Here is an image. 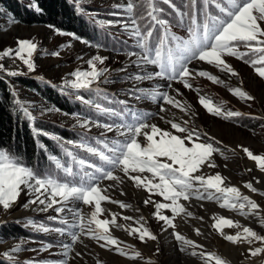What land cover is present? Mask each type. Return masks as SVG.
Segmentation results:
<instances>
[{
	"label": "snow or ice",
	"instance_id": "6c2138e0",
	"mask_svg": "<svg viewBox=\"0 0 264 264\" xmlns=\"http://www.w3.org/2000/svg\"><path fill=\"white\" fill-rule=\"evenodd\" d=\"M162 2L175 8L172 0H162ZM202 2L203 9L198 7V0H189L188 4L185 5L186 8H190L189 12L177 10L181 16V23L185 17L188 20L186 25L187 38H181L171 32L167 20L159 18L158 13H162L163 9L156 7L155 0H148L147 16L149 22L143 28L134 18L135 0H128L126 11L133 17L130 20L131 33L136 38V47L139 52H128L127 55L129 57L136 56L137 59L133 63L142 69L146 65H154L159 69V71L154 72L144 70L142 74L130 78L140 81L159 78L169 82L182 83L185 88L197 92L199 104L209 114L224 120H231L244 114L239 111L225 110L224 102L216 103L212 97L201 95L200 90L194 89L193 84L190 83V80L197 77L206 78L217 85H224L225 81L207 70H198L189 66L194 61H200L235 77L239 74L226 60V57H235L244 60L245 63L254 68L255 73L260 78H264V0H202ZM209 4L215 5L222 15L214 16L207 12ZM36 10L40 11L39 8ZM140 19H144V17H140ZM108 23L111 24L112 22ZM157 26L161 29L159 35H156ZM124 27L126 30L129 29L128 24H125ZM56 31L59 34H65L61 33L59 29ZM69 35L75 39H81L75 34ZM82 42L89 43L88 41ZM16 45L14 49L0 50V60L14 56L26 66L28 72H35L34 54L38 48L37 43L32 39H21L17 40ZM92 46L97 49L102 47L100 44ZM241 46L247 51H240ZM51 55L59 56L60 52L54 51ZM245 57H250V59H245ZM106 60L107 57L100 55L91 57L87 61L89 70L74 71L71 73L72 79L65 81V85L75 90H92L97 82H109L107 67H98V65H104ZM0 72H4L8 76L21 74L19 71L7 69L3 63H0ZM167 87L172 88V84L169 83ZM95 91L97 93L102 92L99 87H96ZM173 91L175 96L168 91L155 90L147 93V95L153 98L159 97L164 104L179 108L185 116L189 117V119L182 118L180 122L166 121L170 124L171 129L175 130V134L173 131L161 129L155 123H149V117L146 115L134 114L132 122L117 126L120 135L124 137L122 141H112L111 143L97 141L96 146L86 143L76 145L87 153L98 156L102 164L88 163L84 159L77 160L73 153H66L82 170L90 168L93 169L92 172L83 171L81 174L74 171L72 166H67L66 162L61 163L58 158L51 157L56 167L62 169L65 176L59 177L52 173L44 174L25 165L22 158L17 154L0 148V208L5 211L12 208L27 189L34 196V199L25 203L23 207L28 208L30 205L39 204L44 206L40 209L41 211L54 209L58 214L66 210L71 212L74 217L73 223H69L63 218L60 219V223L66 225V228L52 229L40 225V229L44 232L55 231L61 235L65 232L68 233L71 237V244L62 245L66 249L65 256L73 250V245L81 242V237L84 235L98 243L103 241L100 243L102 248L113 246L120 255L128 256V253L120 247L119 239L111 235L112 227L122 228L129 235H138L142 242L146 238L157 239V236L143 223V217H140L139 220L130 216L121 217L125 221H133V225L137 226L118 224L116 213H110L111 219L99 218L105 212L101 206L103 201L117 203L121 209L129 207L124 202L111 200V197L105 194L113 185L103 187L102 182L104 180L115 181L119 184L124 182V178H127L132 180L136 187L145 189L151 195L144 200V204H154L153 215L158 221L163 222V225L173 229L176 228L174 221L177 216L183 214L191 217L193 215L192 212L188 211L185 204L181 203V201L190 202L193 198L215 201L221 208L236 210L239 215L244 217L259 215L260 205L248 195L242 194L238 187L227 185L226 178L219 172L215 174L204 173L203 170L206 167L209 169L218 167L214 157L216 154L221 156L224 154L219 147L222 142L216 137L190 126L189 120L196 116V113L191 110V105H186L176 98L182 95L179 89H173ZM229 91L241 100L251 101L255 99L239 86L230 88ZM78 99H82L85 104L92 103L83 97H78ZM94 106L100 112L111 111L101 103H95ZM21 107L25 115L31 118L29 109L24 105ZM160 111L164 112L166 109L161 106ZM78 123L81 127L88 128L90 124L96 122L83 119L82 121L78 120ZM97 126L104 127L107 131L113 129L111 124H97ZM36 134L47 135V133H41L40 130H36ZM141 136L144 137L145 143H141L138 139ZM66 143L74 144L70 140ZM240 147L248 158L256 162L259 170L264 171V155L254 154L249 148ZM249 171L251 170L249 169ZM117 172L122 173L123 177L117 175ZM145 173L149 175H144ZM244 187L253 193L258 191L257 188L253 187L252 182H247ZM121 194L123 195V193ZM260 194L264 195V193ZM152 195L160 196L167 202L153 201ZM76 202L94 206V211L91 212L89 218L85 219L78 207H70ZM57 205L60 206L56 207ZM161 210H169L171 215L162 214ZM50 219H56V217ZM200 219L202 220L203 217ZM213 219L212 227L226 241L233 244L242 242L252 244L255 240L264 244V236L259 235L251 227H242L238 221L222 215L214 216ZM28 223L33 224L31 220ZM261 225L264 226V218L261 219ZM241 227L242 231H237L235 234L225 233V228L240 229ZM162 230L166 229L162 226ZM195 232L197 235H202L199 228H196ZM172 235L177 241L185 245V248L181 249L182 251L192 248L191 255H198L203 264H213V262L214 264H229L225 258L214 252L195 251V249H203V245L187 239L179 232L173 231ZM50 247L52 245H48L42 250H47ZM12 251L19 252L20 244H17ZM249 253L251 257H257L264 253V247L250 248ZM4 255L7 256L8 253H4ZM76 255L79 256L80 253L77 252ZM139 257H141L139 251L128 256L129 259ZM26 264H35V262L29 261ZM44 264H49V262H44ZM52 264H68V262L65 259L52 262ZM97 264H101V262L98 261Z\"/></svg>",
	"mask_w": 264,
	"mask_h": 264
},
{
	"label": "rangeland",
	"instance_id": "374dc122",
	"mask_svg": "<svg viewBox=\"0 0 264 264\" xmlns=\"http://www.w3.org/2000/svg\"><path fill=\"white\" fill-rule=\"evenodd\" d=\"M76 1L86 6L105 8L108 11V15H112V19L96 17V20L102 25L119 29L120 32L116 34L136 46V38L131 33L130 24V20L133 17L126 11L128 0ZM203 8L204 5L201 9ZM208 11L210 13V8L207 7ZM185 12H188V8H186ZM210 14L214 16L222 15L217 8ZM183 21L184 25L181 23L179 27L170 25V30L177 37L187 38V17ZM108 22L112 23L109 24ZM125 24L129 25L128 30L125 29ZM0 25V50L16 48L17 40L21 39H32L38 45L37 51L34 54L35 72H28L26 66L14 56L5 57L3 60H0V63H3L7 69L21 73L17 76H8L6 73L0 72V76L10 83V90L14 94L15 101L20 108L22 109L21 105H24L29 109L32 120L36 116L44 120H51L70 129L82 130L86 134H92L96 140L95 143L83 141L76 143V145L86 143L96 146L97 141L108 143L122 141L124 137L120 135L117 126L122 123L132 122L134 114L146 115L149 117V123H155L161 129L173 131L175 134V130L171 129L170 124L166 121L175 120L176 122H180L182 118L189 119V117L185 116L179 108L164 104L159 97L153 98L147 95V93L154 90L160 92L168 91L171 95L175 96L176 94L173 89H179L182 95L176 98L186 105H191V110L196 113V116L189 120L190 126L197 128L201 132H206L222 142L219 147L224 154L222 156L216 154L214 157L218 167L214 169L206 167L203 170L204 173L215 174L219 172L226 178L227 185L238 187L242 194L248 195L260 205L259 215L244 217L239 215L236 210L221 208L215 201L207 199L196 200L194 198L190 202L181 201L193 215L191 217L183 214L177 216L174 221L176 228L173 229L163 225V222L158 221L153 215L155 211L154 204H144V200L148 199L151 195L145 189L136 187L134 182L127 178H124V182L119 184L115 181L104 180L102 182L103 187L113 185L105 194L109 195L111 200L124 202L129 207L121 209L117 203L103 201L101 206L105 209V212L99 218L111 219L110 213H116L118 224L137 226L133 225V221H125L121 217L130 216L137 220L143 217V223L157 236V239L150 240L146 238L142 242L138 235H129L122 228L112 227L111 235L119 239L121 242L120 247L128 253V256L139 251L141 257L129 259L128 256L120 255L113 246H109L108 248L100 247V243H103V241L98 243L87 235L82 236L81 242L73 245V250L65 256L64 252L66 249L62 245L71 244V237L68 233L65 232L61 235L55 231L44 232L40 229V225L52 229L59 227L66 228V225L60 223V219L63 218L69 223H73V214L67 210L59 214L54 209L41 211L40 209L44 206L39 204L30 205L28 208L23 207L25 203L34 199V196L25 189V192L21 194L12 208L7 211L0 208V258L20 264H26L29 261L35 262V264H44V262L52 264V262L65 259L68 264H97L98 261L101 264H203L198 255H191L192 248H187L184 251L181 250L185 248V245L177 241L172 235L173 231H176L187 239L203 245V249H195V251L214 252L225 258L229 264H264V253L257 257H251L249 253L250 248L264 247V244L260 241L253 240L252 244H248L247 242L233 244L223 239L212 227L214 223L213 217L222 215L238 221L242 227H251L259 235L264 236V226L261 225V219L264 218V195L260 194L264 193V171L259 170L256 162L248 158L243 152L242 147H240H247L254 154L264 155V78H260L255 73L253 67L245 63L244 60L226 57L228 63L239 74L233 77L204 62L194 61L189 66L198 70H207L225 81L224 85H217L202 77L190 80L194 89L200 90L201 95L212 97L216 103L224 102L223 107L225 110L239 111L244 114L241 117L224 120L221 117L209 114L199 104L197 92L185 88L182 83L169 82L159 78L143 81L130 78L137 74H142L144 70L151 72L159 71L154 65H146L142 69L133 63L137 57H129L127 55L128 52H139V49H134L133 45L128 50H108L103 46L97 49L92 46L95 44L83 43L82 41L85 40L75 39L72 35H69L71 33L60 31L65 34H59L56 31L57 29L42 24L25 25L15 19L5 9L0 13ZM62 45L64 47H61ZM54 51H59L60 55L52 56L51 53ZM240 51L247 50L241 46ZM95 55L107 57L104 65H98V67H107L109 70L107 74L109 82H97L94 84L93 89L99 87V89L107 91L109 94L116 96L120 102H123L124 106L128 108V112L126 115L121 116L120 121L113 118L111 122L105 123L80 115L66 114L46 100L37 89L26 87L19 81L21 77L34 78L40 80L42 83H47L53 88L61 89L71 96H76L80 90L67 87L65 81L71 80V73L76 70H89L87 61ZM245 59H250V57H245ZM121 69H124V71H121ZM169 83L172 84V88L167 87ZM238 86L246 90L255 99L251 101L241 100L232 95L229 89ZM161 106L166 111L161 112ZM161 117H164V119H161ZM83 119H89L96 123L90 124L88 128H84L78 123V120L82 121ZM97 124H111L113 125V129L112 131H107L104 127L97 126ZM55 139L68 144L66 140L58 136H55ZM138 139L141 143H145L143 136ZM93 164L99 165L102 164V161L99 159ZM83 171L92 172L93 169L84 168L77 172L82 174ZM116 174L123 177V174L120 172ZM144 175L149 174L145 173ZM247 182H252L253 187L257 188L258 191L253 193L244 187ZM151 198L153 201L167 202L160 196L152 195ZM59 206L57 205L56 207ZM70 207H78L85 219L89 218L91 212L94 211V206L84 205L80 202H76L70 205ZM161 211L162 214L171 215L169 210ZM51 217H56V219H50ZM200 217H203V219L201 220ZM29 220L33 224H29ZM16 225L22 226L33 234L29 236V234L19 235L18 233H12L11 230ZM162 226L166 230H162ZM242 227L240 229L225 228V233L235 234L237 231H242ZM196 228L200 229L202 235L196 234ZM17 244H20V251L13 252L12 249ZM48 245H52V247L42 250ZM77 252L80 253L79 256L76 255ZM4 253H8V255L5 256Z\"/></svg>",
	"mask_w": 264,
	"mask_h": 264
},
{
	"label": "trees",
	"instance_id": "16d2710c",
	"mask_svg": "<svg viewBox=\"0 0 264 264\" xmlns=\"http://www.w3.org/2000/svg\"><path fill=\"white\" fill-rule=\"evenodd\" d=\"M188 2L189 0H172V4L175 5V8H173L163 3L162 0H155L156 7L163 9L162 13H158L159 18L167 20L171 26L179 27L181 25V16L177 10L185 12V5ZM135 4L134 18L137 19L138 24L143 28L149 22L147 16L149 10L148 0H135ZM198 7H203L202 0H198ZM37 8L40 11H37ZM208 8H210V13L216 10L213 4H209ZM3 9L25 25L42 24L51 26L54 29H59V31L75 34V36L91 44H101L108 50H128L132 45L134 49H137L135 44L127 42V40L120 38L116 34L120 32L119 29L102 25L96 20V17L112 19V15H108V11L105 8L86 6L76 0H0V13H2ZM189 11L190 8H188ZM140 17H144V19H140ZM184 21L182 25H184ZM160 33L161 29L157 26L156 35ZM127 35L133 37L130 34ZM19 81L26 87L37 89L58 110L69 115H80L109 123L113 118L120 121L121 116L126 115L128 112V108L116 96L109 94L105 90L100 93H97L95 89L80 90L76 96H71L61 89L53 88L47 83H42L34 78L21 77ZM78 97L90 100L92 104H85ZM95 103H101L111 111L107 113L100 112L95 108ZM36 130H40L41 133H47V135H37ZM55 136L66 141H73L74 144L59 142V140L55 139ZM83 141L96 142L92 134H86L82 130H73L38 116L32 120L25 115L15 101L14 94L10 90V83L0 76V148L17 154L22 158L25 165L38 172L44 174L52 173L56 176L64 177V172L56 167L51 157L58 158L61 163L66 162L67 166H72L74 171L82 169L78 164L74 163L71 156L66 154L67 152L73 153L77 160L84 159L88 163H95L99 160L97 156L87 153L76 146V143ZM11 232L19 235L29 234V236L33 234L20 225H16ZM0 264L20 263L0 258Z\"/></svg>",
	"mask_w": 264,
	"mask_h": 264
}]
</instances>
